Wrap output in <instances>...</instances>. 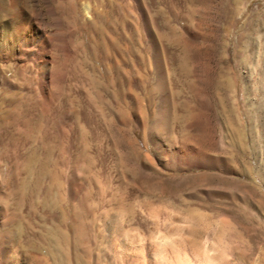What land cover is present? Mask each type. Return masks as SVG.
Masks as SVG:
<instances>
[{"label": "rangeland", "instance_id": "rangeland-1", "mask_svg": "<svg viewBox=\"0 0 264 264\" xmlns=\"http://www.w3.org/2000/svg\"><path fill=\"white\" fill-rule=\"evenodd\" d=\"M0 264H264V0H0Z\"/></svg>", "mask_w": 264, "mask_h": 264}, {"label": "bare ground", "instance_id": "bare-ground-1", "mask_svg": "<svg viewBox=\"0 0 264 264\" xmlns=\"http://www.w3.org/2000/svg\"><path fill=\"white\" fill-rule=\"evenodd\" d=\"M4 25V24H3Z\"/></svg>", "mask_w": 264, "mask_h": 264}]
</instances>
